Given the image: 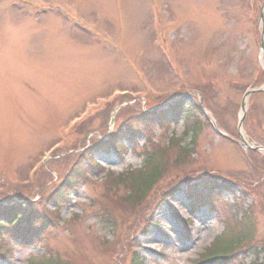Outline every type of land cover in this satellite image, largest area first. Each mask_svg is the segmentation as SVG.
Here are the masks:
<instances>
[{
  "label": "rangeland",
  "instance_id": "rangeland-1",
  "mask_svg": "<svg viewBox=\"0 0 264 264\" xmlns=\"http://www.w3.org/2000/svg\"><path fill=\"white\" fill-rule=\"evenodd\" d=\"M244 3V0H0V175L12 178L15 173L14 180L20 181L25 166L33 162L28 160L29 157L53 141L51 128H55L52 125H58L81 110L83 100L104 94L113 87L138 88L139 82L130 72L153 74L152 83L146 81L157 90L172 86V82L165 81L167 73L161 60L172 59V55L151 45V15L155 12H168L174 16L170 32L177 31L174 54L189 65L186 69L191 82L212 85L208 90L211 111L203 108L202 115L210 117L218 129L236 132L234 114L243 98L244 85L253 79L258 67L259 52L254 24L245 15ZM34 4L45 5V11L48 6L55 9L37 15L33 11ZM9 5L14 7L9 8ZM163 24L162 33L165 34L168 25L164 21ZM201 61L211 65L210 70L215 72H198ZM184 100L191 103L193 97L186 94ZM254 106L259 110L257 117L264 129V94L255 99ZM102 114L101 111L89 118L84 124L86 130L99 126L104 121L100 117ZM181 121L180 118L171 128L177 136L182 134ZM210 129L203 126L196 139L198 163H191L199 171L194 174L195 179L204 173L199 168L206 166L202 162L207 163L209 169L219 171L223 177L258 180L253 194L264 197L260 168L247 164L240 149L220 140L213 127L212 131ZM74 137L80 138L77 133L68 136L66 146H71ZM189 138L185 136L184 141L188 142ZM58 154L51 155L55 157L50 158L48 170H54L52 165L56 169L68 167L55 162L61 156ZM175 154L177 152H167L170 165ZM94 158L105 163L113 173L143 164L134 154L117 161L113 153L98 151ZM252 159L260 165L258 157ZM186 162L182 168L178 167L181 173L191 169ZM174 170L171 168L170 174H166L158 192L178 180L177 175H173ZM11 183L12 179L7 178L6 184ZM102 189L99 184L81 186L77 194H72V201L77 206L63 210L61 217L67 219L71 213L81 210L80 215L86 218L88 229L100 237L112 239L111 229L85 206L91 197L99 196ZM242 190L247 189L238 183L233 192ZM123 193L122 186H118L110 195L109 205H114L118 195ZM170 194L172 196L166 201L154 194L143 205L145 212L151 209L152 218L157 222L156 227L150 226L146 231L137 229L134 234L133 242L137 244L136 251L143 257L144 264H192L191 259L199 257L223 228L208 208L203 207L186 223L189 230L186 233L178 219L186 221L190 216L187 196L180 185ZM220 196L224 200L231 199L228 191H222ZM262 202L258 199L253 205L251 219L235 221L225 214V224L243 231L236 235L250 233L251 225L255 230L254 237H264V207H258ZM111 209L116 219L120 217L116 212L129 215L125 207ZM80 228L77 223L71 228L54 229L47 238L46 248L53 253L60 252V259L70 264L103 262L106 253L97 252V240L93 235L80 232ZM127 229L125 225L119 226L114 236L123 237ZM71 232L75 233L74 239L69 236ZM31 252L40 254L42 250L17 245L12 256L0 260V264H27Z\"/></svg>",
  "mask_w": 264,
  "mask_h": 264
},
{
  "label": "trees",
  "instance_id": "trees-1",
  "mask_svg": "<svg viewBox=\"0 0 264 264\" xmlns=\"http://www.w3.org/2000/svg\"><path fill=\"white\" fill-rule=\"evenodd\" d=\"M180 105V104H179ZM179 105H175L174 111H178L180 109ZM197 109V107H192L190 110ZM194 117V114L191 113V118ZM157 120L154 116H142L138 119L137 125L133 127L129 125L130 128L127 129L126 133H129L130 137L134 132V129L138 127L141 123L148 124V122ZM194 120V119H193ZM125 132L117 131L114 136L105 142H100L99 147L102 145L112 147L114 149L122 147V136ZM127 136V135H124ZM174 147L179 149L180 157L183 158L185 154V149L178 143V141L173 140ZM172 143V144H173ZM88 164L82 163L81 161L75 162L72 168L66 174V184L70 185L71 182L75 179L76 176L81 175L84 172V169H87ZM169 163L167 161V152L165 150H159L153 154V157L147 160L145 167L137 170V172H129L127 174H123L122 176L115 179V184L122 182L124 188L126 189V193L123 196H118V203L123 207L125 204L132 207L136 213L141 212L139 207L142 203L146 202L148 198L155 193L156 187L159 181L163 178L165 172L168 170ZM66 190V186H65ZM62 186H59L52 195H50L48 201L53 202L58 205L61 204L66 196L65 191ZM193 191H197L196 187L192 188ZM122 202V204H120ZM111 208L115 209V206H111ZM143 209V208H142ZM105 222L112 225V221L108 215L112 209H105ZM40 216V213L35 211L30 206L26 208H22L20 205H13L4 209H0V232L4 231L5 228L8 231L14 232L16 230H23L27 228V225L34 219H37ZM7 240H2L1 242L4 245H8L9 242ZM0 254H3L0 252ZM214 252H209L204 258L210 259L214 257ZM34 264H64L58 260V258L51 257V255H40L38 257L33 258ZM130 264H142L141 258L134 254ZM254 264V263H253Z\"/></svg>",
  "mask_w": 264,
  "mask_h": 264
}]
</instances>
